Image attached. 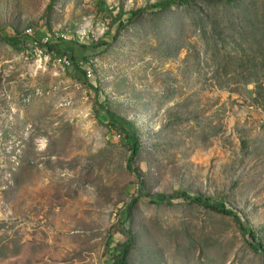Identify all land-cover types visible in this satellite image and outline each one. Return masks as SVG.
<instances>
[{
  "label": "rangeland",
  "instance_id": "obj_1",
  "mask_svg": "<svg viewBox=\"0 0 264 264\" xmlns=\"http://www.w3.org/2000/svg\"><path fill=\"white\" fill-rule=\"evenodd\" d=\"M50 1L0 0V37L29 45L0 43V264H109L137 178L93 90L51 53L37 57L25 31L89 44L114 34L117 9L127 18L157 0H57L47 15ZM211 9L210 19L168 12L159 37L149 21L131 26L85 67L146 146L163 142L152 151L151 194L213 198L264 236V110L255 97L264 88V0ZM136 214L154 264H264L229 217L144 203Z\"/></svg>",
  "mask_w": 264,
  "mask_h": 264
},
{
  "label": "trees",
  "instance_id": "obj_2",
  "mask_svg": "<svg viewBox=\"0 0 264 264\" xmlns=\"http://www.w3.org/2000/svg\"><path fill=\"white\" fill-rule=\"evenodd\" d=\"M239 0H157L152 4H148L145 7L131 11L129 17H125V13L122 8L117 9L113 19V25L118 24L117 29L113 35L106 34L97 41L89 44L77 43L75 39L71 41H53L44 45L47 53H51L55 58V55L65 56L70 59V65L66 68L68 75L75 81L83 83L90 87L94 92V108L97 113L103 114L106 118L105 126L112 132L117 133L123 145L126 148L127 155L125 157L126 171L135 175L138 183L137 195L131 196V200L127 205L126 218L122 223L115 226V230L120 233L123 239L115 245L111 253V262L109 264H146V258L150 261V264H154L156 258L153 253L155 252L152 246L144 242V233L142 229H136L137 224V207L144 203L154 206H169L180 207L185 211L186 207H197L204 211L221 214L225 217L231 218L238 226L241 234L244 236L245 241L251 252L259 257L261 261H264V236L263 231L255 229L248 223V219L245 214L240 210L227 206L225 204L219 205L213 198H208L203 195L190 194L185 189L175 190L170 194H151V173L154 164L152 156L153 149L160 150L163 147L161 139L155 141L152 146H146L143 141L141 131L137 124L131 119L125 118L116 113L110 106V102L103 94L101 87L98 85H92L89 83V79L86 75L87 63H91L96 56L102 54L104 50L109 48L111 44L118 38V36L129 27H136L137 25L149 21L151 23V31L157 37L161 36L166 26V14L173 11H183L186 15H207L209 10L214 9L218 5H234ZM57 0H51L47 6V15L55 7ZM46 15V16H47ZM213 16V15H212ZM212 34L217 35L220 38V32L217 28V23L211 21ZM24 34V33H23ZM47 34L45 32H39L35 35V39L40 41L42 37ZM0 43H6L14 48L28 49L25 40H20L19 36H4L0 37ZM263 79V77H262ZM261 81V80H260ZM262 82V81H261ZM261 92H256V99L264 110V88L258 87ZM101 94L104 99H101ZM28 101V100H26ZM27 103V102H26ZM244 147L247 146V141L243 143ZM146 162L148 166V173L144 175L139 167V164ZM150 173V174H149ZM108 192L107 190H104ZM126 223L129 225L127 226ZM186 230V229H185ZM192 244H194L191 241ZM203 246V245H202ZM199 249V252L205 254L206 247ZM185 249V246H182Z\"/></svg>",
  "mask_w": 264,
  "mask_h": 264
},
{
  "label": "built area",
  "instance_id": "obj_3",
  "mask_svg": "<svg viewBox=\"0 0 264 264\" xmlns=\"http://www.w3.org/2000/svg\"><path fill=\"white\" fill-rule=\"evenodd\" d=\"M25 37L30 38L31 47L35 50V55L39 58H47V52L45 51L44 45L49 44L53 41H71L72 37L69 36L68 33L60 32V33H47L45 34L40 41L35 39V31L32 28H29L25 31ZM54 61L63 67H68L70 65V59L65 56L55 55ZM87 77L92 75L91 70L87 69L86 71ZM264 84V77L262 79Z\"/></svg>",
  "mask_w": 264,
  "mask_h": 264
}]
</instances>
